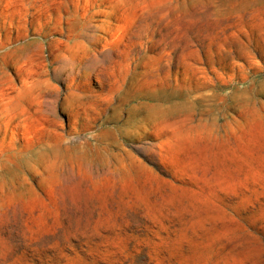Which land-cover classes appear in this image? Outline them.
I'll use <instances>...</instances> for the list:
<instances>
[{
    "label": "rangeland",
    "instance_id": "1",
    "mask_svg": "<svg viewBox=\"0 0 264 264\" xmlns=\"http://www.w3.org/2000/svg\"><path fill=\"white\" fill-rule=\"evenodd\" d=\"M0 264H264V0H0Z\"/></svg>",
    "mask_w": 264,
    "mask_h": 264
},
{
    "label": "bare ground",
    "instance_id": "2",
    "mask_svg": "<svg viewBox=\"0 0 264 264\" xmlns=\"http://www.w3.org/2000/svg\"><path fill=\"white\" fill-rule=\"evenodd\" d=\"M164 17L163 16H161V17H159V20H162ZM177 20V19H176ZM191 23V22H190ZM192 24V23H191ZM199 24V23H198ZM207 26V25H206Z\"/></svg>",
    "mask_w": 264,
    "mask_h": 264
}]
</instances>
